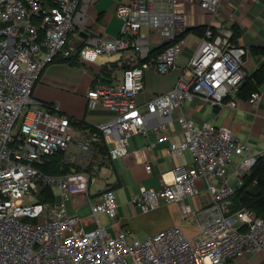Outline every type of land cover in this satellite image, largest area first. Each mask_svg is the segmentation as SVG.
I'll use <instances>...</instances> for the list:
<instances>
[{"label": "built area", "instance_id": "obj_1", "mask_svg": "<svg viewBox=\"0 0 264 264\" xmlns=\"http://www.w3.org/2000/svg\"><path fill=\"white\" fill-rule=\"evenodd\" d=\"M95 1L0 0V264H229L247 255L255 257L251 264H264V219L246 206L233 207L243 178L264 150H252L229 126L196 122L183 111L191 101L236 107L239 88L251 75L243 50L230 42V33L207 26L175 85L140 106L136 97L144 89L145 71L178 68L188 27L181 0L119 2L117 35L87 25V9ZM192 1L214 14L221 0ZM143 30L165 44L156 56ZM85 47L97 55H119L122 70L111 83L96 77L87 91V109L110 114L95 124L33 95L50 64ZM262 97L256 90L248 101L256 107ZM174 112L181 128L177 141L170 140L167 123ZM150 128L157 142L168 141L171 156L189 153L193 164L162 171L159 188L141 187L127 203L143 213L179 203L193 228L190 237L172 226L141 240L124 228L114 185L91 192L108 171L106 163L130 155L131 139L147 136ZM57 153L71 172L50 174L37 166ZM141 159L150 173L143 150ZM72 186L85 195L87 216L70 213ZM202 190L207 200L191 209L185 200Z\"/></svg>", "mask_w": 264, "mask_h": 264}, {"label": "crops", "instance_id": "obj_2", "mask_svg": "<svg viewBox=\"0 0 264 264\" xmlns=\"http://www.w3.org/2000/svg\"><path fill=\"white\" fill-rule=\"evenodd\" d=\"M119 2L127 4L130 0H96L91 3L87 9V25L96 30H104L110 35H117L121 22L114 13ZM179 8L186 15L188 27L183 35L185 45L177 60L178 68L166 74H158L151 69L146 70L144 89L137 95L136 103L143 106L156 94L164 93L175 85L181 75V67L187 64L189 57L197 48L203 34H201L202 29L205 30L207 26H211L215 32H228L231 43L244 52V65L251 74L250 78L256 90L262 92L261 102L256 107L252 106L248 101L249 93L244 90L237 93L234 99L235 108H211L206 103L191 101L185 104L183 111L196 122L209 120L218 126H229L234 134L247 143L252 150H264V57L262 56L264 54V0H221L218 11L214 14L200 8L192 0H181ZM142 33L151 39L152 50L162 45L155 33L147 30H143ZM83 50L84 48L71 57L73 63H65L58 58L50 64L42 72L34 87L33 95L38 100L58 103L61 111L71 117L82 119L87 124H95L105 121L110 114L105 111L87 109L86 93L94 87L95 78L98 76L104 79L105 83L121 78L122 70L118 61L120 56L117 54L97 55L92 50L88 56H84ZM253 75L258 77V81L253 78ZM176 117L177 113L174 112L167 121L171 141H177L181 137V128ZM152 120L155 121L156 118L152 117ZM150 144L152 147L148 150ZM129 150L130 155L117 160L122 166L121 172L117 169L115 161L106 163L108 171L103 175L100 184L96 185H102V187L97 189H103L106 185H114L116 192L123 190L127 195L130 190L125 183L123 171L131 175L138 189L141 187L159 188L162 171L169 170L175 165L191 167L193 164V158L189 153L171 156L168 153V141L157 142L152 128L148 130L145 137H133ZM142 150L152 165L150 173L145 170L142 162ZM134 151H136L135 155ZM198 183L203 188L202 180ZM75 194L74 192L69 206L71 211H77L85 203L82 195ZM196 197L189 201L193 200L195 208L198 209L207 200V194L202 190ZM118 213L124 225L125 220L130 217L124 205L118 204ZM99 217L103 223H107L105 216L102 218L100 215ZM180 221H185L182 212ZM84 223L86 229L93 227L92 220L88 217L84 219ZM253 259H255L253 256L247 260L244 259V264L253 263Z\"/></svg>", "mask_w": 264, "mask_h": 264}, {"label": "rangeland", "instance_id": "obj_3", "mask_svg": "<svg viewBox=\"0 0 264 264\" xmlns=\"http://www.w3.org/2000/svg\"><path fill=\"white\" fill-rule=\"evenodd\" d=\"M90 48L85 47L83 50V55L88 56L90 54ZM39 81V80H38ZM37 81V82H38ZM117 169L121 172L122 171V166L119 161H115ZM123 173V177L125 179L126 185L129 187V193L125 195L124 191H117L116 196H117V202L119 205H124L125 209L129 213L130 217L125 220L124 228L129 229L132 233H134L139 239L143 240L146 237L162 230L168 227L172 226H180L184 232L187 234L188 237H190L194 232L193 228L191 227V224L185 220V221H180L181 220V212H182V206L176 203L172 204H162L159 207H157L155 210L148 211L147 213L141 212L139 207H137L134 203L130 202L128 204L126 201L129 199L131 196H133L135 193L139 191L138 186L133 182V179L130 174ZM98 187L101 186H96L92 185L91 186V191L94 189H97ZM78 187L72 186V191H77ZM75 195H82L83 197L85 196L84 194H80L79 192H76ZM198 197V196H197ZM196 197V198H197ZM85 201V198H84ZM186 204L191 205V209H195L194 202L193 200L187 199L185 200ZM132 206V207H131ZM90 212V207L89 205L85 202L83 206L77 209V211H71L70 213H76L78 216H83L87 215ZM102 218L104 217L101 215ZM180 222V223H179ZM250 256L247 255L244 258H242L239 261L229 263V264H244V259H249Z\"/></svg>", "mask_w": 264, "mask_h": 264}, {"label": "trees", "instance_id": "obj_4", "mask_svg": "<svg viewBox=\"0 0 264 264\" xmlns=\"http://www.w3.org/2000/svg\"><path fill=\"white\" fill-rule=\"evenodd\" d=\"M203 29L201 30V34L203 33ZM184 35V34H183ZM182 35V37H183ZM231 42V38H230ZM165 47V44L153 49L151 51L152 56H156L162 49ZM263 53V50H261ZM73 58L69 59H60L62 62L65 63H73ZM104 71L102 70V73ZM101 81H104L101 77L98 76ZM253 78L258 81V77L253 75ZM252 78L247 77L241 87L239 88L238 94L240 91H247L249 96L252 92L256 91V86L252 83ZM103 153H106L105 147L101 148ZM40 169L46 173L50 174H63L71 172L73 168L66 165L63 161V154L57 153L50 158H46L43 163L37 165ZM78 170V169H75ZM244 185L236 192L235 196L233 197V207L239 208L246 206L247 208L253 210L255 214L264 219V155L259 156L257 158L256 163L252 167L250 173L243 178ZM252 186H258L260 188V193L258 195H252L247 192L248 188ZM49 197L51 194L49 193Z\"/></svg>", "mask_w": 264, "mask_h": 264}, {"label": "water", "instance_id": "obj_5", "mask_svg": "<svg viewBox=\"0 0 264 264\" xmlns=\"http://www.w3.org/2000/svg\"><path fill=\"white\" fill-rule=\"evenodd\" d=\"M247 192L252 195H258L260 193V188L258 186H252L251 188H248Z\"/></svg>", "mask_w": 264, "mask_h": 264}]
</instances>
